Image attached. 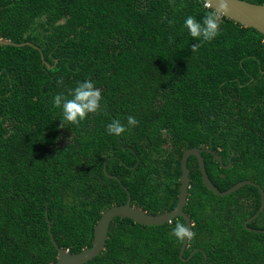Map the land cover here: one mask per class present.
<instances>
[{
  "label": "trees",
  "instance_id": "16d2710c",
  "mask_svg": "<svg viewBox=\"0 0 264 264\" xmlns=\"http://www.w3.org/2000/svg\"><path fill=\"white\" fill-rule=\"evenodd\" d=\"M212 10L205 0H0V38L16 43L0 44V264L55 263L49 225L60 247L91 246L102 213L129 196L149 213L174 209L188 148L211 149L202 155L221 191L245 179L264 189V34L219 13L217 37L193 50L184 20ZM86 79L100 109L60 127L54 96ZM129 115L135 126L107 133ZM188 166L183 257L172 234L182 216L150 226L117 216L86 264H264V210L244 225L259 187L217 195L196 156Z\"/></svg>",
  "mask_w": 264,
  "mask_h": 264
},
{
  "label": "water",
  "instance_id": "95a60500",
  "mask_svg": "<svg viewBox=\"0 0 264 264\" xmlns=\"http://www.w3.org/2000/svg\"><path fill=\"white\" fill-rule=\"evenodd\" d=\"M206 4L217 10L221 15H224L228 18L239 22L242 25L250 26L256 28L260 32L264 34V4L255 3L248 0H229V4L227 9H219L217 7L216 0H205ZM29 43V42H25ZM0 44H16L11 40L1 39ZM18 45H23L20 43ZM207 150L211 151L210 148L205 147H192L188 148L183 152L181 158L182 164V174H181V187L177 205L174 209L160 212V213H149L138 206H135L131 202V197L129 196L128 200L124 204L114 205L110 208L106 209L102 216L100 217L99 221L95 226L94 231V240L91 246L85 247L80 251L71 252L69 249H65L60 247L57 241L54 238V235L51 231V225H49V233L52 238L53 244L58 249V258L57 261L53 264H86L90 260H93L97 257L105 248H106V241L108 239V232L111 222L114 220L115 217L120 216L124 218H131L137 223L145 224V225H162L167 222H172L173 219L182 216L186 221V227L189 229L190 233L192 230V219L190 215L184 210L187 202H188V193L190 187V169L188 166V160L190 156H196L200 165L202 179L204 184L207 186L208 189L216 193L217 195L226 196L229 195L243 186L250 184L259 187L261 191V206L256 214L250 217L248 220L244 222V225L253 230L251 227L247 226V224L257 218L261 211L264 210V189L263 187L250 180L245 179L239 181L229 189L225 191H221L216 187V185L212 182L207 172L205 159L202 155V151ZM216 157L221 160V157L216 154ZM112 177H117L112 175ZM127 189V187L125 186ZM260 230V229H255ZM190 235L185 236L183 239V243L181 246L180 256L183 257ZM197 248L194 249L191 254L188 256L190 258L195 252Z\"/></svg>",
  "mask_w": 264,
  "mask_h": 264
},
{
  "label": "clouds",
  "instance_id": "9594fccd",
  "mask_svg": "<svg viewBox=\"0 0 264 264\" xmlns=\"http://www.w3.org/2000/svg\"><path fill=\"white\" fill-rule=\"evenodd\" d=\"M216 3L219 9H227L229 0H216ZM184 27L190 36L197 40V43L193 44V50H195L199 44L210 42L217 37L221 27V16L217 10L206 12L202 20H197L194 16L188 15L184 20ZM101 100V92L91 79L78 82L67 94H56L53 103L60 109V127L79 125L81 121L87 118L88 114L96 113L100 109ZM137 123L136 118L131 115L127 117V126L122 124L120 120L113 119L106 126V131L109 135L120 136L125 132L126 127L135 126ZM172 234L177 239L191 235L189 229L182 223L176 224L172 229Z\"/></svg>",
  "mask_w": 264,
  "mask_h": 264
}]
</instances>
